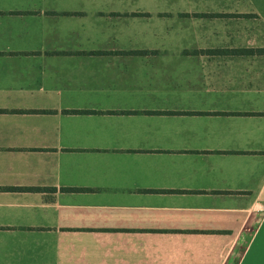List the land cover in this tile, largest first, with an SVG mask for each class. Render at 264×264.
<instances>
[{"label": "crops", "instance_id": "1", "mask_svg": "<svg viewBox=\"0 0 264 264\" xmlns=\"http://www.w3.org/2000/svg\"><path fill=\"white\" fill-rule=\"evenodd\" d=\"M63 11L0 9V264H264L261 55Z\"/></svg>", "mask_w": 264, "mask_h": 264}, {"label": "rangeland", "instance_id": "2", "mask_svg": "<svg viewBox=\"0 0 264 264\" xmlns=\"http://www.w3.org/2000/svg\"><path fill=\"white\" fill-rule=\"evenodd\" d=\"M144 3L131 5L80 6L55 3V0H0V9L41 10L42 12H64L79 9L89 13H111L112 11L139 12L149 17L116 21L109 16H90L86 21L93 26L126 28L146 32L139 33V43L213 46L223 48L264 47V0H139ZM73 12V11H68ZM220 14L213 17V14ZM35 27L53 28L52 19H32ZM40 24V26H39ZM47 24H51L47 26ZM229 55V54H225ZM233 55V54H231ZM230 55V56H231ZM263 56V57H261ZM260 57L236 58L243 69L264 83V55ZM227 60L228 56H216Z\"/></svg>", "mask_w": 264, "mask_h": 264}, {"label": "trees", "instance_id": "3", "mask_svg": "<svg viewBox=\"0 0 264 264\" xmlns=\"http://www.w3.org/2000/svg\"><path fill=\"white\" fill-rule=\"evenodd\" d=\"M213 17H219L220 14L216 13L212 15ZM234 54L239 55H264V47L257 49H239L234 52Z\"/></svg>", "mask_w": 264, "mask_h": 264}]
</instances>
